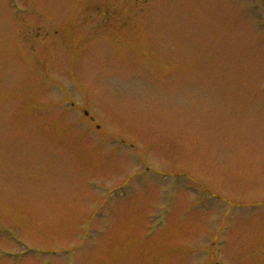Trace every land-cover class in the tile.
I'll use <instances>...</instances> for the list:
<instances>
[{"label":"rangeland","instance_id":"rangeland-1","mask_svg":"<svg viewBox=\"0 0 264 264\" xmlns=\"http://www.w3.org/2000/svg\"><path fill=\"white\" fill-rule=\"evenodd\" d=\"M0 264H264V0H0Z\"/></svg>","mask_w":264,"mask_h":264}]
</instances>
